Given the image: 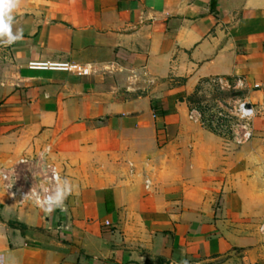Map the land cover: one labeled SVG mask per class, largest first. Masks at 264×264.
Listing matches in <instances>:
<instances>
[{
  "label": "crops",
  "instance_id": "obj_1",
  "mask_svg": "<svg viewBox=\"0 0 264 264\" xmlns=\"http://www.w3.org/2000/svg\"><path fill=\"white\" fill-rule=\"evenodd\" d=\"M8 2L0 170L51 162L64 199L0 178V264H264V0ZM53 62L89 72L32 65ZM214 79L257 110L239 146L189 117Z\"/></svg>",
  "mask_w": 264,
  "mask_h": 264
},
{
  "label": "built area",
  "instance_id": "obj_2",
  "mask_svg": "<svg viewBox=\"0 0 264 264\" xmlns=\"http://www.w3.org/2000/svg\"><path fill=\"white\" fill-rule=\"evenodd\" d=\"M32 65L37 68L75 71L82 74L89 72L84 66L68 62L35 63ZM238 112L241 118L249 121L256 115L257 110L254 105L243 102ZM195 113L196 111H191L190 118L199 122ZM244 127L246 131L243 141L249 140L253 136L252 124L247 122ZM21 163L23 167L0 170L2 188L12 199L20 203L32 202L39 207L58 205L63 201L64 190L61 184V174L55 164L47 161L40 162L38 158L23 159Z\"/></svg>",
  "mask_w": 264,
  "mask_h": 264
},
{
  "label": "rangeland",
  "instance_id": "obj_3",
  "mask_svg": "<svg viewBox=\"0 0 264 264\" xmlns=\"http://www.w3.org/2000/svg\"><path fill=\"white\" fill-rule=\"evenodd\" d=\"M185 102L189 117L191 111H196L198 121L204 127L235 146L243 143L244 126L247 122L252 124L257 115L249 121L240 117L239 107L247 100L243 86L235 81L214 79L201 82L191 94L186 95Z\"/></svg>",
  "mask_w": 264,
  "mask_h": 264
},
{
  "label": "clouds",
  "instance_id": "obj_4",
  "mask_svg": "<svg viewBox=\"0 0 264 264\" xmlns=\"http://www.w3.org/2000/svg\"><path fill=\"white\" fill-rule=\"evenodd\" d=\"M15 7H16V4L11 2V0H9L8 3L4 4V9L8 13H10ZM7 20H8V23L0 22V27L3 28L4 34L7 36V41L6 42L11 43L15 39H18L19 37L18 36H13L12 33H11L10 23L12 21V16L8 15L7 16Z\"/></svg>",
  "mask_w": 264,
  "mask_h": 264
},
{
  "label": "trees",
  "instance_id": "obj_5",
  "mask_svg": "<svg viewBox=\"0 0 264 264\" xmlns=\"http://www.w3.org/2000/svg\"><path fill=\"white\" fill-rule=\"evenodd\" d=\"M155 111L158 113L159 112V110L157 109V108H155Z\"/></svg>",
  "mask_w": 264,
  "mask_h": 264
}]
</instances>
